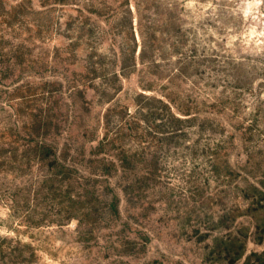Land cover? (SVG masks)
Masks as SVG:
<instances>
[{
  "label": "rangeland",
  "instance_id": "374dc122",
  "mask_svg": "<svg viewBox=\"0 0 264 264\" xmlns=\"http://www.w3.org/2000/svg\"><path fill=\"white\" fill-rule=\"evenodd\" d=\"M0 264H264V0H0Z\"/></svg>",
  "mask_w": 264,
  "mask_h": 264
}]
</instances>
